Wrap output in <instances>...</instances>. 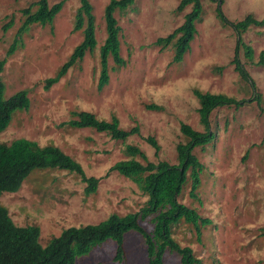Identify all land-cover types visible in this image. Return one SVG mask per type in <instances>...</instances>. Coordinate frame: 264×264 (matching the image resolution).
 Returning <instances> with one entry per match:
<instances>
[{
    "label": "rangeland",
    "instance_id": "1",
    "mask_svg": "<svg viewBox=\"0 0 264 264\" xmlns=\"http://www.w3.org/2000/svg\"><path fill=\"white\" fill-rule=\"evenodd\" d=\"M38 1L0 0V61L6 59L0 72L3 98L25 91L29 100L27 109L12 114L0 143L26 139L40 147H56L79 163L87 177L100 180L97 191L85 196V184L78 174L34 170L19 191L0 194V205L13 223L37 227L39 244L45 247L68 228L98 224L111 214L138 212L147 197L117 172L107 176L108 170L125 159V145L140 148L150 162L177 164L176 145L186 142L180 125L203 131L199 104L192 93L197 89L250 102L239 109L218 108L210 115L215 140L204 151L194 150L204 168L199 201L188 197L189 183L177 200L212 224L201 229L197 240L194 227L181 222L173 229V238L181 247L191 248L201 264H264V68L256 65L264 51V28H251L242 35L245 45L253 50V61L245 59L242 49L236 56L255 85L252 89L231 63L237 36L216 17L220 0H201L197 33L189 52L176 64L171 63L173 49L160 51L154 42L181 26L191 6L176 13L180 0H136L123 14H114L121 27L120 55L126 64L116 68L109 60V83L98 91L99 48L106 38L104 9L110 0H89L97 46L45 90V81L55 76L82 42L83 34L72 32L79 0H68L51 26L26 25L23 10ZM59 1L48 3L52 6ZM221 1L219 7L229 22L247 15L263 18L264 0ZM14 42L17 47L7 58ZM258 96L259 103L255 101ZM149 104L161 111L146 110L144 106ZM81 111L100 120L115 116L121 129L138 126L139 135L122 143L92 129L60 126L71 119L72 112ZM147 137L157 141V155L145 142ZM141 225L152 230L149 220ZM123 250L122 260L116 261V245L108 241L74 264H147L141 236L128 233ZM164 264H180L179 257L167 253Z\"/></svg>",
    "mask_w": 264,
    "mask_h": 264
},
{
    "label": "trees",
    "instance_id": "2",
    "mask_svg": "<svg viewBox=\"0 0 264 264\" xmlns=\"http://www.w3.org/2000/svg\"><path fill=\"white\" fill-rule=\"evenodd\" d=\"M67 1L60 0L52 6H49L48 0H39L31 4L23 10L25 24L51 26ZM135 1L110 0L104 9L106 38L99 48L98 91H102L109 83V60L116 68L124 67L126 64L120 55L121 27L114 14L115 12L123 14L134 5ZM220 4H222L221 0L219 6ZM188 6H191V11L185 15L182 25L168 36L158 38L154 42V46L159 47L160 51L168 47L173 49L172 64L180 63L189 52L191 42L197 33L196 23L201 19V0H180L175 11L181 13ZM219 6L216 9V17L223 26L231 27L237 36L235 58L231 63L241 80L255 89L253 81L236 56L242 49L245 59L253 61V50L245 45L242 35L251 28H264V15L260 20L247 15L241 21L229 22ZM72 32H81L82 42L74 48L55 76L45 81L43 86L45 90H49L66 75L69 69L81 62L85 55L93 52L97 46L93 7L89 0H79ZM15 43L8 50L7 58L15 51L17 47ZM5 63L6 59L0 61V72ZM256 65L264 68V51L259 54ZM216 70L220 72L222 68ZM192 93L199 104L197 113L203 131H196L183 123L180 125V133L186 142L176 145L177 164L170 165L165 161L150 162L140 148L125 145L122 150L125 159L118 161L108 170L107 176L111 172H117L134 183L147 197L145 205L138 212L124 216L111 214L98 224L68 228L59 237L53 238L47 246L42 247L39 244V229L34 226H16L7 209L0 205V264H74L77 258L90 254L108 241L116 245L115 259L120 261L124 256L123 240L128 233H135L143 239L147 264H164L167 253L177 255L180 264H201L191 248L181 247L174 240L173 229L181 222L191 225L199 240L201 229L210 226L212 222L208 218H202L195 209L179 203L177 199L184 190V185L189 183L188 197L192 201H199L197 191L201 185L204 168L195 156L194 150L199 148L204 151L215 140V133L212 132L209 121L212 112L223 107L239 109L250 101H237L227 95L203 93L197 89ZM3 94L4 85L0 79V134L8 127L15 111L29 107L25 91L18 92L8 99H4ZM255 101L260 102L259 96ZM144 108L148 111H161V107L154 104L145 105ZM60 126L92 129L122 143L131 136L139 135L138 126L126 131L119 127V120L115 116L109 120H100L93 113L84 111L72 112L71 119ZM145 142L157 155L160 151L157 141L153 137H147ZM41 169H59L78 174L81 182L85 184V196L97 191L100 179L87 177L79 163L56 147H40L26 139H17L8 145L0 143V194L19 191L30 173ZM147 220L152 226L151 231H147L141 225Z\"/></svg>",
    "mask_w": 264,
    "mask_h": 264
}]
</instances>
